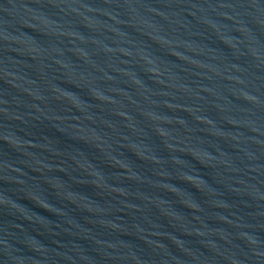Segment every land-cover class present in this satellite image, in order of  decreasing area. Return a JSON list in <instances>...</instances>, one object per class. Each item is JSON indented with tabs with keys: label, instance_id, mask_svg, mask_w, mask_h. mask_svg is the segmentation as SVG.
Listing matches in <instances>:
<instances>
[{
	"label": "water",
	"instance_id": "water-1",
	"mask_svg": "<svg viewBox=\"0 0 264 264\" xmlns=\"http://www.w3.org/2000/svg\"><path fill=\"white\" fill-rule=\"evenodd\" d=\"M0 264H264V0H0Z\"/></svg>",
	"mask_w": 264,
	"mask_h": 264
}]
</instances>
